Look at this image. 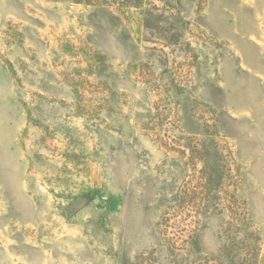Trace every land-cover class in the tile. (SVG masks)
<instances>
[{"label": "rangeland", "instance_id": "374dc122", "mask_svg": "<svg viewBox=\"0 0 264 264\" xmlns=\"http://www.w3.org/2000/svg\"><path fill=\"white\" fill-rule=\"evenodd\" d=\"M84 1L0 0V264H264V0Z\"/></svg>", "mask_w": 264, "mask_h": 264}, {"label": "trees", "instance_id": "16d2710c", "mask_svg": "<svg viewBox=\"0 0 264 264\" xmlns=\"http://www.w3.org/2000/svg\"><path fill=\"white\" fill-rule=\"evenodd\" d=\"M76 1H78V0H76ZM130 1L131 0H118L117 2H118V5H120V6H127V4ZM133 1L135 3H139L138 1H140V0H133ZM91 2L98 3L100 1L99 0H85L84 1L85 4H92ZM100 3L104 4L105 2H100ZM157 9H158V7L156 5H154V4L150 5V8H148L147 11H146V13L148 12L147 13V17L145 18L146 23H151V21H153L156 17H158L157 14H153V12H152L153 10H157Z\"/></svg>", "mask_w": 264, "mask_h": 264}]
</instances>
